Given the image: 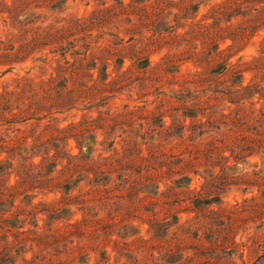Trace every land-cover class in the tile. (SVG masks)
Segmentation results:
<instances>
[{"label": "rangeland", "instance_id": "374dc122", "mask_svg": "<svg viewBox=\"0 0 264 264\" xmlns=\"http://www.w3.org/2000/svg\"><path fill=\"white\" fill-rule=\"evenodd\" d=\"M0 264H264V0H0Z\"/></svg>", "mask_w": 264, "mask_h": 264}]
</instances>
